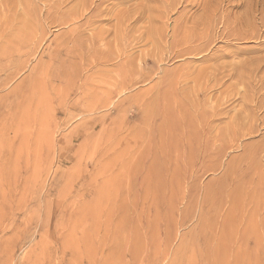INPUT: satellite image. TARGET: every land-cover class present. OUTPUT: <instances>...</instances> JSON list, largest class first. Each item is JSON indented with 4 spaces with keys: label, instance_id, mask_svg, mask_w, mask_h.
<instances>
[{
    "label": "rangeland",
    "instance_id": "374dc122",
    "mask_svg": "<svg viewBox=\"0 0 264 264\" xmlns=\"http://www.w3.org/2000/svg\"><path fill=\"white\" fill-rule=\"evenodd\" d=\"M263 43L264 0H0V264H264Z\"/></svg>",
    "mask_w": 264,
    "mask_h": 264
},
{
    "label": "bare ground",
    "instance_id": "6f19581e",
    "mask_svg": "<svg viewBox=\"0 0 264 264\" xmlns=\"http://www.w3.org/2000/svg\"><path fill=\"white\" fill-rule=\"evenodd\" d=\"M28 16H29V15H28ZM263 45H264V43H263ZM263 45H262V46H263ZM6 50H7V49H6ZM3 53H4V52H3Z\"/></svg>",
    "mask_w": 264,
    "mask_h": 264
}]
</instances>
